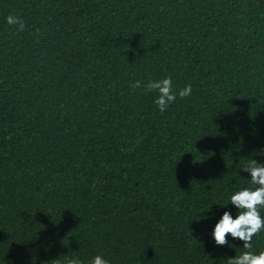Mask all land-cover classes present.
Here are the masks:
<instances>
[{"label":"trees","instance_id":"16d2710c","mask_svg":"<svg viewBox=\"0 0 264 264\" xmlns=\"http://www.w3.org/2000/svg\"><path fill=\"white\" fill-rule=\"evenodd\" d=\"M260 152L264 0H0V264L264 252L212 238Z\"/></svg>","mask_w":264,"mask_h":264},{"label":"clouds","instance_id":"9594fccd","mask_svg":"<svg viewBox=\"0 0 264 264\" xmlns=\"http://www.w3.org/2000/svg\"><path fill=\"white\" fill-rule=\"evenodd\" d=\"M9 25H16L18 31L24 29V23L18 16L9 15L6 17ZM141 82L135 81L133 87H140ZM147 92L156 91L158 93L155 104L160 112L167 108L180 98L189 97L192 94L191 84L179 90L177 93L173 88L172 78L165 77L160 80H151L144 85ZM264 156V152L259 153ZM241 171L247 172L250 179H247L251 187H245L230 196L227 204H231L239 214L233 216V212L225 210L214 224L212 238L217 245L228 243V234L232 239H238L243 242V247L250 249L251 241L254 235L264 230V163L257 159L248 160ZM227 206H221L226 208ZM231 264H264V252L253 253L244 252L238 257L230 258ZM69 264H81L78 259L69 261ZM91 264H109L101 255L92 258Z\"/></svg>","mask_w":264,"mask_h":264}]
</instances>
